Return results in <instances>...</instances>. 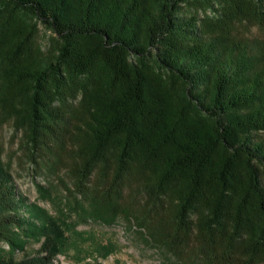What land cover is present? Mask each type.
Wrapping results in <instances>:
<instances>
[{
	"label": "trees",
	"instance_id": "1",
	"mask_svg": "<svg viewBox=\"0 0 264 264\" xmlns=\"http://www.w3.org/2000/svg\"><path fill=\"white\" fill-rule=\"evenodd\" d=\"M248 24L264 28V0H0V264H59L69 239L18 191L4 123L35 181L67 173L86 221L123 217L189 264H264V37Z\"/></svg>",
	"mask_w": 264,
	"mask_h": 264
},
{
	"label": "rangeland",
	"instance_id": "2",
	"mask_svg": "<svg viewBox=\"0 0 264 264\" xmlns=\"http://www.w3.org/2000/svg\"><path fill=\"white\" fill-rule=\"evenodd\" d=\"M200 16H205L201 11ZM250 35L264 37V28L259 24H248ZM49 34L41 28L39 42L47 45ZM21 134L12 124L1 127L3 162L11 172L18 191L31 203L46 209L57 217L68 232L59 264H189L166 249L152 244L141 229L130 225L123 217L105 222L101 219L86 221L82 216V202L76 203L68 194L71 179L67 173L44 174L37 181L20 145ZM37 183L44 187L40 193ZM111 223V224H110ZM41 244L30 241L25 252H16L22 260L38 254ZM0 251L10 252L7 243H0Z\"/></svg>",
	"mask_w": 264,
	"mask_h": 264
}]
</instances>
